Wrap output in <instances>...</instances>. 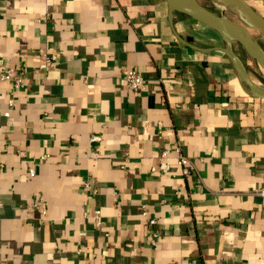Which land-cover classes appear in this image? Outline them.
Returning <instances> with one entry per match:
<instances>
[{
	"label": "crops",
	"instance_id": "crops-1",
	"mask_svg": "<svg viewBox=\"0 0 264 264\" xmlns=\"http://www.w3.org/2000/svg\"><path fill=\"white\" fill-rule=\"evenodd\" d=\"M173 27L206 50L165 0H0V264H264V99Z\"/></svg>",
	"mask_w": 264,
	"mask_h": 264
},
{
	"label": "water",
	"instance_id": "water-1",
	"mask_svg": "<svg viewBox=\"0 0 264 264\" xmlns=\"http://www.w3.org/2000/svg\"><path fill=\"white\" fill-rule=\"evenodd\" d=\"M167 19L177 40L196 50H206L184 39L173 27L175 13L190 17L214 30L223 40L224 46H214L231 61L237 78L245 84L251 96L264 99V87L256 84L247 72L246 65L234 48L238 44L245 54L264 71V17L257 13L245 0H211L223 6L216 12L198 0H165ZM225 10L235 17L225 15ZM256 30L259 36L253 35Z\"/></svg>",
	"mask_w": 264,
	"mask_h": 264
},
{
	"label": "built area",
	"instance_id": "built-area-1",
	"mask_svg": "<svg viewBox=\"0 0 264 264\" xmlns=\"http://www.w3.org/2000/svg\"><path fill=\"white\" fill-rule=\"evenodd\" d=\"M55 63H57V56L50 55V56L45 57V60H44V63L42 66L47 67V66L53 65ZM123 80H124L126 88L132 92H135V93H139V92L143 91L146 87L145 79L135 69L125 68L123 70ZM0 82H8L9 83L8 86L6 87V90H5L6 93H8V94H11V92L14 89L18 88L21 85V79L15 73V70L11 67L4 66L2 59H0ZM9 102L11 103V99H9ZM3 115L7 116L8 113L5 112ZM91 139L97 140V139H99V137L94 136ZM174 149L177 152V164H179L181 166L182 174H184V175L188 174L190 172V167H193L192 160L190 158H188L187 156L182 155L179 152L178 145L175 144ZM168 152H169L168 149H165L160 153V156L162 158H166L168 156ZM46 157H47L46 154H42L40 156L41 159H44ZM164 169L166 170V168H164ZM34 173H35L34 168L29 167L28 168L29 176H33ZM84 186H85V188H89V182H85ZM257 193L264 197V189L258 190ZM97 212H98V210L96 211V213ZM140 215L144 216V217H146L148 215V210H147V206L145 203H142L140 206ZM149 223L153 224V223H155V220L153 218H150ZM156 237H157V234L155 232H153L152 238L150 240V242L152 244L154 243Z\"/></svg>",
	"mask_w": 264,
	"mask_h": 264
},
{
	"label": "rangeland",
	"instance_id": "rangeland-1",
	"mask_svg": "<svg viewBox=\"0 0 264 264\" xmlns=\"http://www.w3.org/2000/svg\"><path fill=\"white\" fill-rule=\"evenodd\" d=\"M198 1L201 4H203L204 6L210 8L216 12H220V10H221V8L215 2H213L211 0H198ZM224 13H225V15H227L229 17H232V18L235 17L231 12H229L227 10H225ZM205 28H206V31L211 32L212 34H215L214 31H212V29H210L208 27H205ZM252 33L256 37L259 36V33L256 30H252ZM234 48H235L236 52L239 54V56L241 57V59L246 63V66H247L251 76L255 79L256 82H259L260 86H263L264 85V75H263V72L261 71V69L255 63V61L250 59L238 44H234Z\"/></svg>",
	"mask_w": 264,
	"mask_h": 264
},
{
	"label": "bare ground",
	"instance_id": "bare-ground-1",
	"mask_svg": "<svg viewBox=\"0 0 264 264\" xmlns=\"http://www.w3.org/2000/svg\"><path fill=\"white\" fill-rule=\"evenodd\" d=\"M216 4L221 8L223 5L219 2H216Z\"/></svg>",
	"mask_w": 264,
	"mask_h": 264
}]
</instances>
